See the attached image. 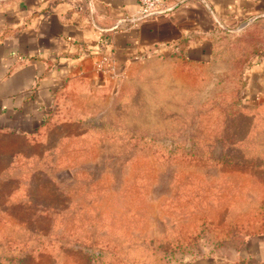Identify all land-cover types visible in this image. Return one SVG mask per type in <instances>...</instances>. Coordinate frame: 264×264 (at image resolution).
I'll list each match as a JSON object with an SVG mask.
<instances>
[{
    "label": "rangeland",
    "instance_id": "374dc122",
    "mask_svg": "<svg viewBox=\"0 0 264 264\" xmlns=\"http://www.w3.org/2000/svg\"><path fill=\"white\" fill-rule=\"evenodd\" d=\"M247 53L135 57L76 99L79 123L5 155L0 264H180L257 232L264 109L236 116Z\"/></svg>",
    "mask_w": 264,
    "mask_h": 264
},
{
    "label": "crops",
    "instance_id": "0c3cea01",
    "mask_svg": "<svg viewBox=\"0 0 264 264\" xmlns=\"http://www.w3.org/2000/svg\"><path fill=\"white\" fill-rule=\"evenodd\" d=\"M179 2L167 0L175 5L171 12L111 31L119 16L136 11L135 0H0V171L5 155L27 153L20 147L28 141L43 144L53 127L79 123L76 99L107 90L135 57L206 64L222 42L237 41V50L249 53L245 68L237 72L242 112L236 116L259 121L264 0ZM101 35L108 39L113 60L105 74L94 69ZM180 264H264V226L235 248Z\"/></svg>",
    "mask_w": 264,
    "mask_h": 264
},
{
    "label": "built area",
    "instance_id": "2783aa9c",
    "mask_svg": "<svg viewBox=\"0 0 264 264\" xmlns=\"http://www.w3.org/2000/svg\"><path fill=\"white\" fill-rule=\"evenodd\" d=\"M137 9L131 15H121L115 21L112 30H122L136 26L142 21L171 12L174 6L167 5V0H135ZM183 0H180L181 4ZM178 4V3H177ZM96 50L94 54L97 56L94 62V69L99 74L109 73L112 67V55L109 53V42L106 36L101 35L96 41Z\"/></svg>",
    "mask_w": 264,
    "mask_h": 264
}]
</instances>
